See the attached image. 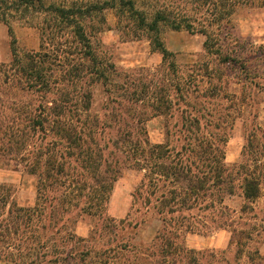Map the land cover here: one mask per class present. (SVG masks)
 I'll return each mask as SVG.
<instances>
[{
    "label": "trees",
    "instance_id": "trees-1",
    "mask_svg": "<svg viewBox=\"0 0 264 264\" xmlns=\"http://www.w3.org/2000/svg\"><path fill=\"white\" fill-rule=\"evenodd\" d=\"M138 1L0 0V22L9 36L12 20L36 24L40 33L37 51L20 56L13 52L11 62L0 68L1 89L15 81L35 101L5 106L0 97V154L15 157L37 180L36 201L29 207L15 203L9 186L0 183V264H200L203 252L186 247L182 239L180 244L183 233L244 232L234 229L233 211L224 198L234 194L236 182L244 201L242 212L260 197L264 129L251 127L230 170L225 164V138L213 132L221 130V124L212 118L206 101L227 100L234 108L243 103L242 92L229 95L224 75L236 61L246 70V60H235L225 37L205 28L195 31V18L174 10L175 0H143V7ZM227 1L226 11L231 14L246 0ZM222 2L214 16L219 34L227 13ZM105 9L115 12L124 34L147 37L153 51L162 56L163 73L167 69L175 75L168 61L171 53L161 40L162 28L202 33L203 47L217 57L218 66L200 64L189 73L183 71L174 83L162 78L151 90L142 84L139 92L129 93L124 79L117 87L126 103L106 105L109 119L100 120L92 113V89L99 84L111 101L109 77L116 66L99 58L85 22L96 19L103 24ZM138 98L148 103L154 116L181 112L179 146L169 145L168 135L155 144L132 134L125 113ZM130 168L142 172L132 195L133 203H139L140 217L135 222L105 215L115 181ZM148 213L160 218L161 227L151 243L143 244L136 241L135 231L147 221ZM82 214L101 221L100 231L95 228L86 238L76 235L74 228ZM128 228L132 232L123 234ZM102 230L110 234L105 240Z\"/></svg>",
    "mask_w": 264,
    "mask_h": 264
},
{
    "label": "rangeland",
    "instance_id": "rangeland-1",
    "mask_svg": "<svg viewBox=\"0 0 264 264\" xmlns=\"http://www.w3.org/2000/svg\"><path fill=\"white\" fill-rule=\"evenodd\" d=\"M164 1L171 2V0ZM221 1H224L221 6L222 10L227 12L223 15L224 22H229V25L223 22L225 28L219 34L220 32L215 27L214 16L215 12L220 9ZM171 3L174 10H181V14L195 18L196 22L193 23L195 31L205 28L214 36L221 37V39L222 36L225 37L228 50H231L232 56H237L234 57L235 60L238 57L246 60V70H242L241 65L236 61L235 65L225 70L224 75L227 80L225 88L229 95L239 96L242 92L245 99L243 103L234 108L227 100L206 101L209 104L208 110L213 115L212 118L219 120L221 124V130L213 132H218L225 138L223 146L225 164L230 169L234 163L238 162L251 127L258 126L264 129V0H246L245 3L236 5L231 14L226 11L230 4L226 0H175ZM138 6H145L143 0L138 1ZM102 13L105 18L103 24L98 23L96 19L85 22L86 31L90 35L99 58L116 66L115 74H110L109 77L112 83L109 86L111 101L106 99L107 95L99 84L92 89V113L99 116L102 121L109 119L107 118L108 110L105 108L108 106L113 108L118 103H126L119 97L121 90L117 87L124 79L128 82L126 88L129 93L139 92L142 84L148 85V90H151L154 83L162 78L174 83L177 78H181L183 71L189 73L200 64H207L213 68L218 66L217 57L207 54L203 47L205 36L202 33L162 28L161 40L165 49L171 53L168 61L174 65L175 75H170L167 69L163 73L165 66H162L164 63L162 56L159 52L153 51L146 36L138 39L124 34L118 28L117 17L112 9H105ZM25 22V20H12L10 36L7 27L0 22V68L1 64L11 62L13 52L20 56L39 49L38 26ZM210 23L211 25L207 27ZM223 71L221 70V73ZM161 74H163L162 77H160ZM254 75H258V78L252 81L243 80L245 77L252 78ZM253 82H257L259 87H256ZM18 86L15 81H11L5 89L0 87L3 104L5 106L22 103L34 104V98ZM169 95L173 101L177 100L172 92H169ZM134 102L129 113H125L132 134L141 139L147 138L155 144L164 142L165 136L168 135L169 145L179 146L181 112L174 110L168 114L154 116L146 101L138 98ZM179 106L181 109V101H179ZM133 111L135 113H132ZM225 113L229 116L226 117ZM110 117L113 120V115L110 114ZM110 130L115 134V128ZM112 139L116 140L115 137ZM141 176L142 172L135 169L121 171L109 197L105 214L107 217L115 219L129 217L133 222L139 219L140 215L136 212L139 203H133L132 195ZM0 183L9 186L12 199L19 206L34 205L37 180L35 176L25 171L15 157L0 154ZM236 184L234 194L225 196L224 203L231 212L233 211L230 218L234 220V229L236 231L241 229L243 233L232 234L228 230L220 229L211 232L183 233V236L179 238L180 244L182 239L186 247L203 252L200 264H264V188L260 197L249 204V209L242 212L244 201L241 190L238 188V182ZM146 220L135 231L136 241L143 244L151 243L161 227V220L156 215L148 213ZM100 226L101 221L97 218L82 214L78 216L74 229L76 235L86 238L95 228L99 232ZM122 232L129 235L132 228L124 229ZM101 233L102 240L110 236L104 230Z\"/></svg>",
    "mask_w": 264,
    "mask_h": 264
},
{
    "label": "crops",
    "instance_id": "crops-1",
    "mask_svg": "<svg viewBox=\"0 0 264 264\" xmlns=\"http://www.w3.org/2000/svg\"><path fill=\"white\" fill-rule=\"evenodd\" d=\"M218 230H220V229H218ZM225 230H227V229H225ZM186 234H190V233H186ZM192 249H194V248H192Z\"/></svg>",
    "mask_w": 264,
    "mask_h": 264
}]
</instances>
